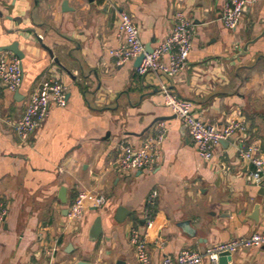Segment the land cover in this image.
<instances>
[{"label": "crops", "instance_id": "crops-1", "mask_svg": "<svg viewBox=\"0 0 264 264\" xmlns=\"http://www.w3.org/2000/svg\"><path fill=\"white\" fill-rule=\"evenodd\" d=\"M227 2L0 0V57L14 55L10 49L16 46L24 73L16 92L0 82V208L8 211L0 226V264L82 259L138 264L131 242L135 230L148 234L150 259L161 264L184 250L202 253L264 233V173L257 184L256 167L236 148L240 138L254 143L264 161V35L259 38L264 0H249L236 30L220 19ZM179 9L196 25L186 70L177 77H142L136 60L116 65L111 52L125 42L118 31L120 13L132 17L146 46L156 48L167 40ZM47 79L68 87V104L51 106L40 129L22 142L16 126L30 96ZM163 86L192 101L204 122L222 129L230 120L245 121L248 132L220 144L214 159L204 161L189 131L166 108ZM159 124L166 137L154 169H119L122 147L138 149L156 135ZM61 187L67 189L68 209L80 191L99 192L106 203L71 222L59 200ZM152 191L158 198L155 225L148 231L143 213ZM257 205L258 222L250 219ZM120 207L130 212L123 222L116 220ZM98 216L103 231L93 240ZM233 258L229 264H264V247L241 250Z\"/></svg>", "mask_w": 264, "mask_h": 264}, {"label": "built area", "instance_id": "built-area-1", "mask_svg": "<svg viewBox=\"0 0 264 264\" xmlns=\"http://www.w3.org/2000/svg\"><path fill=\"white\" fill-rule=\"evenodd\" d=\"M221 18L225 27L229 30H236L242 22L249 0H227ZM175 24L167 40L153 49L152 53H146V45L140 39V32L132 17L125 12L119 14L118 31L125 40L118 49L112 50L111 56L116 59L117 66H124L131 61L144 55V59L137 73L146 77L151 73H159L164 76L177 77L186 70L189 54L193 47L196 25L189 20L185 11L177 10L174 16ZM22 61L14 55H2L0 57V82L7 84L12 92L19 90L23 84ZM162 92L165 97V106L183 123L189 131L194 148L199 156L211 162L214 159L216 147L229 138H235L247 133L245 121L230 120L222 129L204 122L194 111V104L190 100H181L163 86ZM68 87L59 79L43 80L38 89L30 96L22 119L16 126L17 135L22 142H26L49 116L51 106L66 107L69 101ZM157 133L151 139L145 141L138 149L122 147V155L117 161V167L124 172L152 171L156 164L160 149L164 142L166 131L162 124L157 126ZM240 158L256 167L253 176L257 184L262 181L264 173V161L260 158L261 149L254 143H248L245 139H238L236 144ZM158 192L152 191L146 201V209L143 213L144 223L147 230H152L155 223L156 200ZM106 203L103 194L92 191H80L77 198L69 205L68 218L71 222L77 223L81 220L87 209L90 207L101 208ZM7 208H0V226L7 217ZM148 234L135 230L131 237L132 245L136 252L138 264H153L150 259ZM161 243L160 246H162ZM264 247V233L253 234L243 239H235L227 243L209 246L204 252H197L192 249L180 252L176 257L165 256L161 264H202L205 260L218 264L220 255L229 252L235 254L241 250Z\"/></svg>", "mask_w": 264, "mask_h": 264}, {"label": "water", "instance_id": "water-1", "mask_svg": "<svg viewBox=\"0 0 264 264\" xmlns=\"http://www.w3.org/2000/svg\"><path fill=\"white\" fill-rule=\"evenodd\" d=\"M264 35V32L261 33V35L259 36V38L261 36ZM37 40L39 42H41V38L39 37V35L37 36ZM259 39H257L256 41H258ZM256 41H252L250 43H248L246 46H245V49L244 51H246L249 47L250 44L252 43H255ZM41 45L43 46V48H45L47 50V52L49 53L50 57L52 58V60H54V62L56 64H58V66L60 68H62L65 72H67L69 75H71V73L68 71V69L63 65V63L58 59V58H54V52L49 48L47 47L43 42H41ZM153 47L151 46V44H148V46H146V53L149 54V53H152L153 52ZM11 52L14 53V55L18 58V59H22L23 58V55L20 53L17 52L16 50V46H14V48H11L10 49ZM243 51V52H244ZM144 59V55H141L138 57V59H136V62H135V66L136 67H139L142 63ZM5 87L8 88L7 84H4ZM185 128V127H184ZM233 138H229L227 141H224V142H221V145H224L226 143H228L229 141H232ZM60 194H59V200L61 201L62 205L64 207H66L68 205V200H67V189H65L64 187H61L60 188ZM264 190V188H263ZM259 210H260V205H257L254 212L252 213V215L250 216V219H252L253 221H256L258 222V218H259ZM69 209L66 207V212L68 213ZM130 214V212L128 210H126V208L124 207H120L118 209V212H117V215H116V220L118 222H123L127 216ZM186 224V223H184ZM94 228H93V231H92V234H91V238L93 240H97L98 236L101 235L102 231H103V227H102V224H101V217L98 216V218L96 219V221L94 222ZM183 226H186V225H183ZM220 260H219V263L218 264H229V262L233 261L234 258H233V254H230L229 252L225 253V254H221L220 255ZM77 264H92L91 262H88L84 259L80 260ZM118 264H125L123 261H119Z\"/></svg>", "mask_w": 264, "mask_h": 264}]
</instances>
